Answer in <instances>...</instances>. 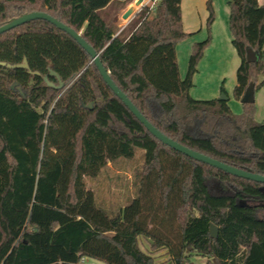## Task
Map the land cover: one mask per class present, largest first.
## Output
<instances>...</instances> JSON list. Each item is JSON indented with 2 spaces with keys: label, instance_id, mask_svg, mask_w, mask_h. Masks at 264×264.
Segmentation results:
<instances>
[{
  "label": "trees",
  "instance_id": "trees-1",
  "mask_svg": "<svg viewBox=\"0 0 264 264\" xmlns=\"http://www.w3.org/2000/svg\"><path fill=\"white\" fill-rule=\"evenodd\" d=\"M132 1L0 0V26L22 14L47 13L80 34L113 83L163 135L264 176V122L255 121L254 103L233 115L226 101L189 96L211 40L210 0L209 35L192 46L184 79L175 53L190 36L182 30L181 0H158L152 14L143 7L121 28L118 14ZM227 5L239 58L233 96L240 101L249 83L255 91L264 87V4ZM248 50L257 62L246 61ZM24 59L31 73L0 66V264H78L82 258L154 264L139 237L150 241L151 253L166 249L171 264H195L194 256L205 264H264V218L257 216L263 184L162 144L107 87L87 52L50 23L33 20L0 34V62ZM49 71L64 89L44 83L47 77L57 85ZM136 149L143 150V165L135 193L110 216L96 206L85 179L132 159Z\"/></svg>",
  "mask_w": 264,
  "mask_h": 264
},
{
  "label": "rangeland",
  "instance_id": "rangeland-1",
  "mask_svg": "<svg viewBox=\"0 0 264 264\" xmlns=\"http://www.w3.org/2000/svg\"><path fill=\"white\" fill-rule=\"evenodd\" d=\"M207 1L208 0L183 1L182 30L187 34H190V36L180 41L176 46L177 64L181 79H184L186 75L192 46L205 41L209 35L206 26V20L208 17L206 7ZM135 2L136 1L133 0L127 7L119 12V27L123 28L130 22V18L123 20L121 16L127 8ZM219 2H221V0H215V9H213L214 14H217V16L219 15L215 29H213L214 33L210 29V44L205 49L203 56L198 63L197 72L193 76V87L189 91V96L192 99L199 101L212 99L220 100L223 96H225L227 98L225 101L231 113L233 115H241L244 110L243 104L236 100L233 96V89L236 85V70L239 66V58L231 45L232 35L228 29L229 17H223V3L219 6ZM223 26L224 30H226L225 34L228 32V38L225 37L226 35L223 36L222 34ZM221 87L224 90L223 92H221ZM254 105L256 108V102H254ZM263 115L264 99L263 104L261 103L259 105L257 118L255 119L254 116L255 121L257 122L258 119H262L261 117ZM263 121L264 120L260 122ZM142 165L143 150L136 149L135 155L132 159H122L116 161L115 163H109L107 167L101 170L97 178L93 180L86 178L87 187L94 194L96 206L104 210L110 216L115 215L120 209L127 206L135 193V184L138 183ZM257 216L264 218V212L258 213ZM138 243L140 249L144 253L150 254L153 257L154 264H171L169 254L166 249H160L159 251L151 253L150 241L147 238L139 237ZM192 260L195 264H205V259L197 256H194ZM84 264L103 263L87 258V261Z\"/></svg>",
  "mask_w": 264,
  "mask_h": 264
},
{
  "label": "water",
  "instance_id": "water-1",
  "mask_svg": "<svg viewBox=\"0 0 264 264\" xmlns=\"http://www.w3.org/2000/svg\"><path fill=\"white\" fill-rule=\"evenodd\" d=\"M141 0H136V2L131 5L130 7L127 8V10L122 14L121 18L123 20H127L130 18L133 13L135 12V9L140 6ZM33 20H44L51 25L55 26L58 30H61L68 34L73 40H75L79 46L83 50L87 52V54L91 58V62L97 69L100 77L102 78L103 82L107 85V87L113 92V94L122 101L124 106L129 110V112L145 127V129L157 140H159L162 144L165 146L173 149L176 152H179L197 162H201L204 164H207L211 167H214L218 170H221L223 172H226L232 176L246 179L249 181H253L259 184L264 185V176H261L259 174L252 173L250 171L242 170V169H237L232 166H228L220 161H217L215 159H212L208 156H205L203 154H200L198 152H195L179 143L176 141H173L172 139L168 138L167 136L163 135L159 130H157L154 126H152L142 115L141 113L137 110V108L131 103V101L125 96L123 92L113 83V81L110 78L109 73L105 70L103 67L102 62L100 61L99 54L89 46L85 40L80 36L79 33L75 32L73 29L67 27L63 23L59 22L55 18L51 17L47 13L44 12H31V13H26L22 14L16 18L10 19L8 22H6L4 25L0 26V34L9 31L11 29H14L22 24H25L29 21ZM258 54L256 52H253L252 50H248L246 54V61L249 63H255L258 61ZM0 66H5L8 69H25L28 71V73H31L28 70V65L26 60L24 59L21 64L18 65H10V64H5L3 62H0ZM34 75H38L37 72L33 73ZM49 74L51 76H54L57 80V85H54L53 83L49 82L47 80V77H43L44 83L51 88H55L57 90H62L64 89V84L60 81V78L58 77L57 74H55L52 71H49ZM16 84L14 83L12 87H14ZM18 91L20 92V89L18 88ZM254 92H255V85L254 83H249L247 88L245 89V92L240 100L242 104H252L254 103ZM227 98L223 96L220 100L225 101ZM84 106V105H82ZM85 108L91 109L92 105L88 104L84 106ZM209 235L211 238H216L217 236V227L213 224L209 225Z\"/></svg>",
  "mask_w": 264,
  "mask_h": 264
},
{
  "label": "crops",
  "instance_id": "crops-1",
  "mask_svg": "<svg viewBox=\"0 0 264 264\" xmlns=\"http://www.w3.org/2000/svg\"><path fill=\"white\" fill-rule=\"evenodd\" d=\"M183 1L184 0H181V5H180V8H181V21H182V27H183V12H182V4H183ZM211 1V4H212V6H213V9H215V0H210ZM228 1H230V0H221V2H219L218 4H219V6L220 5H222V3H223V11H222V15H223V17H226V18H228L229 17V9H228V6H227V3H228ZM258 4H260V5H263L264 4V0H258ZM130 7V6H129ZM142 8L140 7V6H138L136 9H135V12L133 13V15L130 17V20L134 17V15L135 14H137L140 10H141ZM153 13V11L150 13V14H152ZM216 15V19H215V21H214V23H213V25H212V27H211V31L214 33V31H213V29H215V26H216V23H217V20H218V16H217V14H215ZM226 29V28H225ZM229 29V28H228ZM225 31L226 30H224V26H223V36L224 35H226L225 37H229V35H228V32H226V34H225ZM212 39H213V37H212ZM212 44V43H211ZM178 45V44H177ZM263 50H264V45H263ZM175 53H176V49H175ZM176 59H177V56H176ZM178 69H179V67H178ZM263 99H264V87L263 88H261V89H258V90H256L255 92H254V102H256V113H255V119L257 118V115H258V109H259V105L262 103L263 104ZM262 119H258L257 120V122H260V121H262V120H264V115L261 117ZM264 122V121H263Z\"/></svg>",
  "mask_w": 264,
  "mask_h": 264
},
{
  "label": "built area",
  "instance_id": "built-area-1",
  "mask_svg": "<svg viewBox=\"0 0 264 264\" xmlns=\"http://www.w3.org/2000/svg\"><path fill=\"white\" fill-rule=\"evenodd\" d=\"M134 1H136V0H134ZM157 2H158V0H141L140 7L141 8L148 7V13L147 14H150L154 10ZM86 261H87V258H82L78 264H84Z\"/></svg>",
  "mask_w": 264,
  "mask_h": 264
},
{
  "label": "flooded vegetation",
  "instance_id": "flooded-vegetation-1",
  "mask_svg": "<svg viewBox=\"0 0 264 264\" xmlns=\"http://www.w3.org/2000/svg\"><path fill=\"white\" fill-rule=\"evenodd\" d=\"M263 205H264V203H263ZM260 212H264V209L259 210V213H260Z\"/></svg>",
  "mask_w": 264,
  "mask_h": 264
}]
</instances>
